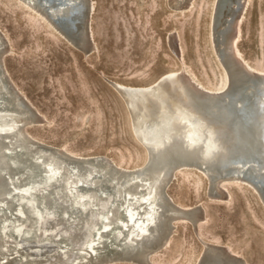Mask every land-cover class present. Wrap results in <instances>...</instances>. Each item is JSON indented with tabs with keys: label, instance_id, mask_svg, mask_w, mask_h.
I'll list each match as a JSON object with an SVG mask.
<instances>
[{
	"label": "bare ground",
	"instance_id": "6f19581e",
	"mask_svg": "<svg viewBox=\"0 0 264 264\" xmlns=\"http://www.w3.org/2000/svg\"><path fill=\"white\" fill-rule=\"evenodd\" d=\"M17 1L70 45L97 50L94 0ZM192 1L168 0L179 12ZM248 2L213 3L210 37L225 73L221 87L204 85L182 61L147 85L110 81L145 149L135 166L30 132L49 121L9 74L11 46L0 29V264H155L178 223L197 232L206 219L201 202L184 205L168 191L183 170L205 177L210 201L226 202L228 185L246 186L264 208V69L237 46ZM167 38L180 57L176 32ZM198 237L193 264H248L230 245Z\"/></svg>",
	"mask_w": 264,
	"mask_h": 264
},
{
	"label": "rangeland",
	"instance_id": "374dc122",
	"mask_svg": "<svg viewBox=\"0 0 264 264\" xmlns=\"http://www.w3.org/2000/svg\"><path fill=\"white\" fill-rule=\"evenodd\" d=\"M213 3L193 0L179 12L168 0H94L91 28L98 51L85 54L17 0H0V29L11 46L8 72L49 121L30 132L76 153L106 154L125 166L142 163L145 149L110 81L147 85L182 61L201 83L221 87L225 73L210 37ZM172 31L180 57L169 47ZM237 46L246 61L264 69V0H249ZM227 188L226 202L210 201L205 177L183 170L168 191L181 204H203L206 219L197 227L203 239L230 245L248 264H264V208L251 188ZM197 232L178 223L153 262L193 264L201 251Z\"/></svg>",
	"mask_w": 264,
	"mask_h": 264
},
{
	"label": "water",
	"instance_id": "95a60500",
	"mask_svg": "<svg viewBox=\"0 0 264 264\" xmlns=\"http://www.w3.org/2000/svg\"><path fill=\"white\" fill-rule=\"evenodd\" d=\"M171 7V6H170ZM157 82V81H156ZM194 227V225H192Z\"/></svg>",
	"mask_w": 264,
	"mask_h": 264
}]
</instances>
